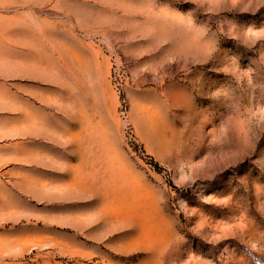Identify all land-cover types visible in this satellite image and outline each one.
Returning <instances> with one entry per match:
<instances>
[{
  "label": "rangeland",
  "instance_id": "1",
  "mask_svg": "<svg viewBox=\"0 0 264 264\" xmlns=\"http://www.w3.org/2000/svg\"><path fill=\"white\" fill-rule=\"evenodd\" d=\"M0 264H264V0H0Z\"/></svg>",
  "mask_w": 264,
  "mask_h": 264
}]
</instances>
